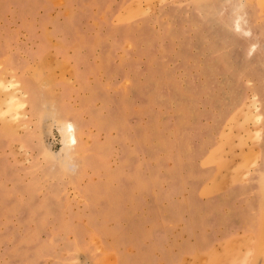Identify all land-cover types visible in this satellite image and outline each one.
<instances>
[{
    "label": "rangeland",
    "instance_id": "obj_1",
    "mask_svg": "<svg viewBox=\"0 0 264 264\" xmlns=\"http://www.w3.org/2000/svg\"><path fill=\"white\" fill-rule=\"evenodd\" d=\"M0 264H264V0H0Z\"/></svg>",
    "mask_w": 264,
    "mask_h": 264
},
{
    "label": "bare ground",
    "instance_id": "obj_2",
    "mask_svg": "<svg viewBox=\"0 0 264 264\" xmlns=\"http://www.w3.org/2000/svg\"><path fill=\"white\" fill-rule=\"evenodd\" d=\"M3 85V84H2ZM1 85V86H2ZM17 103V102H16ZM15 103V106L16 105H19V104H16ZM243 110V109H242ZM250 110L252 111V112H250V113H248L247 112V114H245V113H243V115H242V120L243 121H246V122H251V121H256V122H259L260 121V119H261V117H260V115L258 114V112H259V107H258V104H252L251 106H250ZM244 111V110H243ZM241 112V111H240ZM67 127V126H66ZM68 129H69V134H68V136H67V139L69 140V142H71V143H75L76 142V139H75V135H74V130H73V127H72V125L71 124H68V127H67ZM67 131V130H66ZM66 133V132H65ZM67 135V134H66Z\"/></svg>",
    "mask_w": 264,
    "mask_h": 264
}]
</instances>
